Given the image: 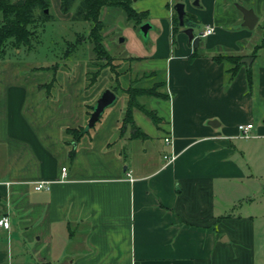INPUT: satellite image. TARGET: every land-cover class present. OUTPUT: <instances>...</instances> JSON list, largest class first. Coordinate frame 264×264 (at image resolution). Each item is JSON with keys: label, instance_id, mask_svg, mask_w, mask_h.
<instances>
[{"label": "crops", "instance_id": "crops-1", "mask_svg": "<svg viewBox=\"0 0 264 264\" xmlns=\"http://www.w3.org/2000/svg\"><path fill=\"white\" fill-rule=\"evenodd\" d=\"M177 1L132 7L147 11L164 37L149 54L128 57L129 69L150 79L145 87L164 80V95L135 96L141 105L138 97H147L157 117L134 108L145 137L122 127L128 95L116 82L120 98L74 138L70 130L83 127L104 88L84 92L82 61L49 93L39 60L0 57V217L9 221L0 226V264H256V216L228 207L250 172L264 168V35L243 26L235 6L252 7L259 20L264 0H182L195 22L186 27L199 35L214 28L194 55L183 28L173 30ZM49 2L62 18L73 10ZM216 55L251 57L250 65L241 57L231 76ZM151 71L160 74L145 75ZM246 123L244 138L238 124ZM38 181L47 187L36 189Z\"/></svg>", "mask_w": 264, "mask_h": 264}, {"label": "rangeland", "instance_id": "rangeland-1", "mask_svg": "<svg viewBox=\"0 0 264 264\" xmlns=\"http://www.w3.org/2000/svg\"><path fill=\"white\" fill-rule=\"evenodd\" d=\"M75 2L77 3L75 4ZM75 2L70 6V8H73L71 14H66L63 18L59 16L58 11L56 12V8L53 5L49 7V19L44 22L39 21V23L36 24V36L33 39L31 48L28 49L27 46L23 45L19 47V52H17L18 49L10 47L8 44L0 45V54L4 52L3 54L5 57H10L19 53L21 57L27 60H39L42 63L41 65H43L39 67V69L45 68L50 74V79L47 82L49 83V89L44 87L48 91H52L53 89L56 91L60 85L63 72L67 74L71 69L74 70L72 66L76 63H81V61L85 63L84 68L85 71H87V73L84 72V92L87 94L95 87H101V85L104 86L103 90L106 88L113 90L116 85H114V83L116 82L123 85V87L128 83H131V86L135 87H145L148 85L150 79L141 76L140 73L135 74L132 66L129 69L131 63H129L128 57L145 56L149 54L153 45L158 46L161 42L164 43V37H161L162 32H159L156 27L154 28V25H152V28L148 30L146 35L141 32L140 25L145 21L151 22L152 19L147 15L146 19H142L141 22L137 23L127 18L121 6L116 4H105L100 13V19L102 21L100 33L104 50L95 52L92 51V45L87 39L90 28L89 23L85 20L74 18L73 16L78 0ZM126 2L130 7H133L136 0H126ZM170 2H172V0H170ZM192 2L193 1H190V3ZM194 8L201 9L199 6H194ZM136 11L139 12L143 10ZM263 24L264 13L260 15L257 24L253 28L255 34L263 36L261 28ZM198 32L199 28L195 27L194 33L196 34ZM175 39L172 40V45L176 43ZM4 56L0 55V57ZM261 56H264V53ZM97 68H99L98 74L96 75L93 73L96 77V81L91 85L89 83L90 79L86 77L89 78L91 75L90 72ZM53 77L55 78L54 80H52ZM115 79H117V81ZM113 85L114 87H112ZM118 93L116 94V100L106 107L105 111L110 106L114 105L117 99L120 98L118 97ZM138 100L148 109L147 97L140 96ZM87 110L90 109L87 108ZM88 117L89 114L82 127L83 130L86 126ZM263 118H260V120L262 121ZM97 121L98 119L96 122ZM91 127L85 129L84 133L86 134ZM250 173H252L251 177L254 179L246 182L248 185L243 189L244 192L241 193V198L237 197L238 199H236V195L231 194L232 204L228 209L234 213H248L256 216L254 254L256 257V264H264V168L258 171L252 170ZM254 189L255 191H253Z\"/></svg>", "mask_w": 264, "mask_h": 264}, {"label": "trees", "instance_id": "trees-1", "mask_svg": "<svg viewBox=\"0 0 264 264\" xmlns=\"http://www.w3.org/2000/svg\"><path fill=\"white\" fill-rule=\"evenodd\" d=\"M76 0H60V9L62 12H67L70 6ZM107 5L116 4L121 6L122 10L124 11L125 15L128 19H132L134 21L141 22L142 19H146L147 11H136L130 5L127 4L126 0H78V4L75 8L73 13L74 18H78L80 20H85L89 23V31L87 34V39L91 43L92 51L100 52L103 49L102 39H101V28H102V21L100 19V13L102 7ZM45 9H48V12H45ZM0 45H6L10 47H14L15 49H19L20 46H27L28 49L32 47L33 39L36 36V24L40 22H44L50 17L49 13V0H23L22 3H15L13 0H0ZM173 30L178 28L177 25V15L174 12L173 18ZM184 23L185 25H192L194 24V19L190 17L187 13L184 16ZM263 35H264V24L261 26ZM264 42V39L261 40V43ZM2 52L0 55H3ZM197 53V49L192 52L191 55ZM100 54V53H99ZM220 56L221 58H225L230 66L227 71H229L230 75L233 76L240 65V55H216L214 58L218 59ZM138 58V57H131ZM99 68L93 69L90 77H86L89 80V83L92 85L96 81V77L94 74H98ZM87 73V71H86ZM94 73V74H93ZM158 71H151L145 75H159ZM88 75V74H87ZM55 78L53 77L52 80ZM86 79V80H87ZM247 79L248 84L251 83V70L248 69L247 71ZM164 80L160 79L156 83L152 84L150 87H142L137 88L128 85L127 87H121L119 84L118 87L121 88L124 92L127 93L128 98L126 101L125 110L121 119L122 127L123 125L129 124L131 126V137H145V133L140 130V128L134 123L133 120V110L134 108H140L145 111L147 115L154 121H156L157 117L155 116L152 110H148L144 108L143 105L139 104L135 96L137 94H155V95H164V93L159 89L161 85H163ZM49 83H46L43 87L49 89ZM87 87V85H86ZM48 91V90H47ZM53 91V90H52ZM52 91H48L52 93ZM114 92H117L116 86L113 89ZM91 106L89 109L91 110ZM90 110H87L88 114ZM71 133H74L75 137L77 138L81 134L84 133L82 127L76 128L73 131L70 130ZM72 154V152L70 151Z\"/></svg>", "mask_w": 264, "mask_h": 264}, {"label": "water", "instance_id": "water-1", "mask_svg": "<svg viewBox=\"0 0 264 264\" xmlns=\"http://www.w3.org/2000/svg\"><path fill=\"white\" fill-rule=\"evenodd\" d=\"M184 2L182 0H178L174 3L173 8L177 15L178 26L183 28V32L187 35L188 40L191 43L192 49H196L198 46L200 35L194 33V29L191 26L186 27L184 23L185 16V8ZM235 6L242 14V22L243 26L248 28H253L258 20V15L254 12L252 7H245L239 3H235ZM45 12H48V9H45ZM152 27L149 21H145L140 25L141 32L146 35L148 30ZM251 57H242L241 62L245 63L247 66L250 65ZM117 98L116 93L110 89H104L100 95L96 98L94 104L91 107V112L89 114L86 126L84 128L87 129L91 127L94 122L99 119L104 109L111 105ZM212 124V123H210Z\"/></svg>", "mask_w": 264, "mask_h": 264}, {"label": "built area", "instance_id": "built-area-1", "mask_svg": "<svg viewBox=\"0 0 264 264\" xmlns=\"http://www.w3.org/2000/svg\"><path fill=\"white\" fill-rule=\"evenodd\" d=\"M214 30L212 25H206L201 31H200V36H206L210 33H212ZM252 128V123H246V124H238V131L241 137L247 138L249 137V130ZM166 142H170V137L166 136L165 137ZM163 157L167 160L170 161L172 160L175 155L174 154H164ZM62 172L65 173V167H62ZM129 175V173H127ZM47 182L46 181H38L36 185L34 186L36 189H40L43 187H47ZM9 221L7 217H0V226L3 227H8Z\"/></svg>", "mask_w": 264, "mask_h": 264}]
</instances>
